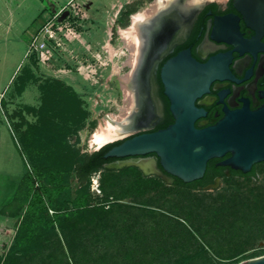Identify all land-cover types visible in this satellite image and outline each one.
<instances>
[{
	"label": "trees",
	"instance_id": "1",
	"mask_svg": "<svg viewBox=\"0 0 264 264\" xmlns=\"http://www.w3.org/2000/svg\"><path fill=\"white\" fill-rule=\"evenodd\" d=\"M124 11L130 16L136 10ZM59 85L66 95H75L66 83ZM57 101L52 96L48 103ZM5 105L3 101L4 109ZM51 117L42 124L28 123L20 131L32 155V169L2 209L5 215L18 216V223L12 244L0 255V264H238L244 260L235 258L264 238L262 233L243 250L221 257L179 215L189 213L208 230L224 218L264 226V190L223 192L208 202L204 192L198 194L194 181L186 183L176 177L169 185L136 166L106 167L117 160L105 157L109 149L144 131L78 155L69 167L68 129ZM25 123L14 128L23 129ZM95 173H100L99 194L91 189ZM72 177L79 186L75 197L67 199L63 191Z\"/></svg>",
	"mask_w": 264,
	"mask_h": 264
},
{
	"label": "rangeland",
	"instance_id": "2",
	"mask_svg": "<svg viewBox=\"0 0 264 264\" xmlns=\"http://www.w3.org/2000/svg\"><path fill=\"white\" fill-rule=\"evenodd\" d=\"M68 1L10 0L7 5L10 7L9 10L15 12L16 17H18L20 28L19 30L15 28L10 33L0 28V72L3 64H7L4 75L0 73V85L8 83L11 72L19 65L14 77L8 84V87L11 86L10 91L3 99L6 102L5 107L8 108V114L14 117L13 124L26 122L22 127L23 129L16 130L14 128L13 130L20 153L24 155L28 165V171L32 169V155L29 148L23 144L24 139L20 134V131L24 130L28 123L42 124L49 119V116H52L51 118H54L55 122L59 123L65 130L68 129L67 141L72 146L70 147L72 148L70 150V167L78 155L91 153L95 145L93 144L94 135L102 126L106 129H113L116 125L125 123L126 121L123 120L128 114L124 110L128 100L123 77L130 74L133 67L128 62L131 53L124 47L126 42L122 30L130 25V16H126L124 11L127 5H124L122 9L119 7L121 9L117 11L119 13L112 7L113 2L120 5L121 0H75V3L81 6L80 10L85 13L82 20V31L86 46L79 42H72L68 45L67 51L62 50V53L59 51L63 56V62H67L70 66H74L78 61H92L93 53L101 50L109 38L111 15L114 16L117 13L113 26V41L117 54L113 59L114 75L109 81L107 79L113 72L112 63L103 69V76L99 82L93 83L78 73L57 77L52 70L39 65L32 54H28L32 32ZM149 3L143 5L145 7L142 9L150 7L151 3ZM132 9L137 10L134 6ZM5 10L8 8L0 6V11ZM4 17L0 15V19H4ZM116 65L120 67L119 71L115 69ZM59 82L66 83L68 90L73 91L75 95L72 97L66 95L60 88ZM46 88L49 92H45ZM24 91L26 92L24 93ZM52 96L56 97L60 103L58 104V101L56 104L48 103ZM70 103H73L71 107L68 105ZM42 106H45L43 110L51 109V111L46 114L43 112ZM136 109V111H140L139 106H136ZM131 132H135V129L114 133L107 141L125 137ZM99 185L100 173H95L92 176L91 189L96 194L100 193ZM78 186V181L72 177L71 182L65 187L63 195L67 199L74 198ZM259 189L264 190V182L241 181L211 190H199L198 194L204 192L207 201L210 202L223 192L240 191L249 194ZM228 205L229 203L225 204V207ZM179 215L200 241L212 253L221 257L243 250L257 236L264 233V226L252 223V221L249 222L247 219L230 221L228 218H224L219 224L208 230L201 227L189 213L182 211ZM240 235L242 238H235ZM13 236V231L6 233L4 238L6 248L12 242ZM262 255H264V238L255 241L235 260H247Z\"/></svg>",
	"mask_w": 264,
	"mask_h": 264
},
{
	"label": "flooded vegetation",
	"instance_id": "3",
	"mask_svg": "<svg viewBox=\"0 0 264 264\" xmlns=\"http://www.w3.org/2000/svg\"><path fill=\"white\" fill-rule=\"evenodd\" d=\"M153 1L134 0L125 10L133 6L139 10ZM250 5L247 4L250 10L246 9V15L236 7V0H200L184 13L176 9L163 19L150 33L147 51L140 59L146 106H152L149 118L135 132L119 139L175 121L161 70L167 60L181 51L188 54L185 60L210 64L207 70L181 67L179 74L185 78V89L202 82L209 74L215 76L208 88L195 97L196 107L204 112L195 120L196 126L213 125L228 111H256L264 107V22L261 26ZM230 156L228 152L209 160L204 176L194 181L195 189H215L241 181L264 182V161L254 163L245 172L223 163Z\"/></svg>",
	"mask_w": 264,
	"mask_h": 264
},
{
	"label": "water",
	"instance_id": "4",
	"mask_svg": "<svg viewBox=\"0 0 264 264\" xmlns=\"http://www.w3.org/2000/svg\"><path fill=\"white\" fill-rule=\"evenodd\" d=\"M247 4H251V10L263 26L264 0H236V7L246 15V9L250 10ZM140 11L141 9L131 14L129 26L133 25L134 17ZM185 59H188V54L181 51L167 60L161 70L165 94L170 100L175 121L154 131L145 130L113 146L105 153V157H116L117 160L107 163L106 167L121 169L136 166L145 175H156L171 185L176 177L186 183L202 178L209 160L222 157L228 152L231 156L223 163L245 172L254 163L264 161V107L256 111L247 108L228 111L213 125L196 126L195 120L204 112L196 107L195 97L208 88L215 76L209 74L202 82L195 85L193 83L190 88L185 89V78L179 74L181 67L207 70L210 66ZM147 108V113H150V106ZM109 142L112 141L94 147L91 152ZM131 157L133 159H129ZM206 189L211 190V187ZM238 264H264V255Z\"/></svg>",
	"mask_w": 264,
	"mask_h": 264
},
{
	"label": "built area",
	"instance_id": "5",
	"mask_svg": "<svg viewBox=\"0 0 264 264\" xmlns=\"http://www.w3.org/2000/svg\"><path fill=\"white\" fill-rule=\"evenodd\" d=\"M80 9L81 6L75 3V0H69L63 5L32 34L28 54H32L39 65L52 70L57 77L78 73L93 83L99 82L103 76V69L112 63L113 72L107 79L109 81L114 75L113 59L117 50L114 47L113 26L119 12L111 16L109 38L101 50L93 53L92 61H78L74 66L63 62L61 51H67L70 43L79 42L85 45L82 31V20L85 13ZM122 53L125 52L122 51Z\"/></svg>",
	"mask_w": 264,
	"mask_h": 264
},
{
	"label": "bare ground",
	"instance_id": "6",
	"mask_svg": "<svg viewBox=\"0 0 264 264\" xmlns=\"http://www.w3.org/2000/svg\"><path fill=\"white\" fill-rule=\"evenodd\" d=\"M199 1L200 0H157L150 7L142 9L134 17L133 25L122 30L126 42L124 47L131 53L128 62L133 67L130 74L123 77L128 100L127 106L124 110L128 114L126 115L125 120H123L126 122L116 125L113 129H106L102 126L94 135L93 144L95 145L93 147L106 142L114 133L137 129L146 124L149 115L147 113L148 108L145 102L146 94L140 76L143 60L140 59L147 51L150 33L157 28L161 22H163V19L166 16L173 14L172 12L176 9L181 11V13H184L185 10L189 9L190 5H195ZM115 69L119 71L120 67L116 65ZM136 106H139L140 111H136Z\"/></svg>",
	"mask_w": 264,
	"mask_h": 264
},
{
	"label": "crops",
	"instance_id": "7",
	"mask_svg": "<svg viewBox=\"0 0 264 264\" xmlns=\"http://www.w3.org/2000/svg\"><path fill=\"white\" fill-rule=\"evenodd\" d=\"M133 1L134 0H121L120 5H116V3L113 2L112 7H114L117 12L121 10L124 5H127ZM8 3H10V0H0V6L8 8V10L0 11V15L2 17L5 16L4 19H0V28L5 30L7 33H10L14 31L15 28L19 30L20 21L18 17H16L15 12L9 10L10 7L7 5ZM119 7L121 9H119ZM40 26L41 24L36 27L35 31ZM35 31H33L32 34ZM6 65V63L3 64V68L0 72L3 75L6 70ZM18 67L19 65H17L13 72H11V75L7 81L8 83L6 85H0V255L6 253L12 244L18 223V216L5 215L2 213V209L8 202L11 201L23 176L28 172V165L24 155L20 153L19 146L15 139V133L13 130L14 119L12 120L10 118V115L7 112L8 108L5 107L4 109L2 106V102L4 101L3 97H6V94L8 91H10L11 86L8 87V84L14 77ZM25 92L26 91H24V93ZM11 231H13L14 236L12 242L6 248L4 238L6 233Z\"/></svg>",
	"mask_w": 264,
	"mask_h": 264
}]
</instances>
